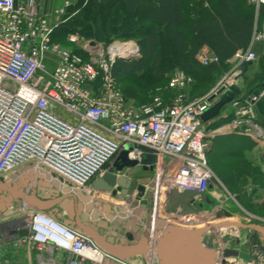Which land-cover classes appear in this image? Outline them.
I'll use <instances>...</instances> for the list:
<instances>
[{
	"label": "built area",
	"instance_id": "built-area-1",
	"mask_svg": "<svg viewBox=\"0 0 264 264\" xmlns=\"http://www.w3.org/2000/svg\"><path fill=\"white\" fill-rule=\"evenodd\" d=\"M247 2L256 19L264 11V0ZM54 27L38 12L37 0H0V181L31 167L57 179L61 188L88 193L94 178L130 144L134 157L142 151L156 156L153 186L128 206L123 202V209L114 213L135 217L144 227L142 215L134 214L133 209L141 212L145 200L153 225L171 190L207 191L215 180L206 158L213 137L238 135L264 147V128L255 112L264 88L247 99L234 98L229 103L232 118L223 126L208 130V123L200 119L211 104L207 100L211 94L231 85L240 88L239 67L256 59L251 46L264 41V32L254 29L246 50L234 53L227 61L229 70L201 98L188 100L186 89L192 78L175 71L167 88L177 94L169 103L154 95L149 102L136 105L123 97L111 74L117 59L139 57L134 42L103 44L68 35L67 42L80 49L83 57L51 41ZM195 60L203 67L219 62L205 45L196 52ZM198 201L199 197L195 205ZM218 211L174 216L177 226L192 229L207 224ZM262 222L264 226V219ZM228 228L212 229L203 238L206 243L212 237L216 241L215 264H264V247L250 233L242 244H247L243 251L251 262L224 259L225 248L237 249L233 247L237 239L227 236ZM153 258L149 253L143 264H156ZM115 262L122 261L110 258L90 239L42 212L19 205L0 215V264Z\"/></svg>",
	"mask_w": 264,
	"mask_h": 264
},
{
	"label": "trees",
	"instance_id": "trees-1",
	"mask_svg": "<svg viewBox=\"0 0 264 264\" xmlns=\"http://www.w3.org/2000/svg\"><path fill=\"white\" fill-rule=\"evenodd\" d=\"M235 1L219 0L218 14L205 20L203 12L212 10L209 0H198L192 5L191 13L186 14H183L180 0H77L73 6L66 8L63 20L53 28L51 41L63 46L68 43L66 38L69 34H78L103 44L114 40L133 41L139 37L141 57L117 59L111 67V74L123 97L136 105L149 102L154 95H159L164 102L174 92L167 88L168 80L175 71H179L194 80L189 91V99H192L198 94L195 92L197 88L211 84L214 73L219 75L228 70L230 64L227 61L236 51L246 50L250 42L253 7L244 0L241 15L234 7ZM143 4L142 20L140 10ZM184 15H187V19ZM69 45L72 51L85 56L76 46ZM203 45L217 55L218 64L203 67L197 63L195 54ZM262 64L264 67V61ZM218 65L221 70L217 71ZM263 80L264 74L251 80L244 78L245 93L252 94ZM124 82L131 83L135 88L130 85L121 88ZM158 88L161 92H158ZM235 98H240V95ZM231 118L229 114L224 119L209 123L208 128L218 127ZM232 137L235 136L226 138ZM219 139L222 138L211 139L212 147L206 154L207 164L217 177L234 190L238 176L233 173L237 175L238 170L229 169L230 174L225 176L213 161V158H221L217 152ZM255 207L264 208V203L253 206V209Z\"/></svg>",
	"mask_w": 264,
	"mask_h": 264
},
{
	"label": "water",
	"instance_id": "water-1",
	"mask_svg": "<svg viewBox=\"0 0 264 264\" xmlns=\"http://www.w3.org/2000/svg\"><path fill=\"white\" fill-rule=\"evenodd\" d=\"M250 64V61L241 64L239 73H244L246 66ZM263 88L264 80L253 91L252 95L258 94ZM239 91L237 86L231 85L225 92L220 88L214 94H211L207 99L211 104L201 114V121L207 123L217 118L221 110ZM241 97L247 99L249 96L242 94ZM155 163L156 156L154 154L142 151L134 158L133 146L130 144L125 145L110 161L109 167L90 183L88 193L85 194L78 190L74 192L79 198L77 203H75L76 195L69 194V190L66 188L61 189V194L56 196L60 188L57 179L50 180L49 174L43 175L31 167L24 168L13 177L0 181V215L8 208L18 207L19 205L25 209L48 213V216L54 218L63 226L90 239L107 256L119 261L137 256L146 260L147 255L152 253L154 255L152 262L156 264H215L216 241L212 237L210 242L206 243L203 238L212 229L227 227L250 230L253 232L252 237L259 235L264 243V226L258 224L244 225L235 220L229 212L224 211L222 214L231 220V223L215 224V220L220 216V210L217 215L211 218L208 224L197 228L189 229L174 226L166 224L162 220H156L152 225L148 199L142 205L149 213L145 221V228L141 229L138 226L133 228V232H136V239L123 231L112 230L111 227L116 224H124L126 228L130 220L108 215L107 210L110 209V205L98 199V197L101 194L109 193L115 199V202L121 203L126 196H133L134 190H136L134 196L141 198L145 194L144 187L132 184L123 175V171L140 167L144 172H151ZM48 182L51 183L50 186L53 189L48 188ZM152 186V184H149V191ZM197 197L201 200L197 206L201 207L202 203L207 201L204 194L193 191L178 193L171 190L165 200L164 208L168 214H176V216L193 215L197 213L194 202ZM92 204H103L104 213L91 210ZM54 206L58 207L60 211L65 210L66 216L62 217L54 209ZM99 216L104 218L105 221H97ZM151 227L152 233L149 232ZM20 234H25V232ZM120 237H123L126 242ZM222 257L224 259H240L246 263L251 262L249 254L238 249L225 248L222 251Z\"/></svg>",
	"mask_w": 264,
	"mask_h": 264
},
{
	"label": "crops",
	"instance_id": "crops-1",
	"mask_svg": "<svg viewBox=\"0 0 264 264\" xmlns=\"http://www.w3.org/2000/svg\"><path fill=\"white\" fill-rule=\"evenodd\" d=\"M76 1L77 0H37V8H38V12L47 19V21L50 25L56 26L59 22H61L63 20V16L66 14V8L73 6L76 3ZM180 1H181L183 14H186V13H191L192 5L194 3H196L198 0H180ZM209 1H210V5L212 7V10L203 12V15H204L203 18L205 20H210L218 14V12H217L218 6L217 5H218L219 0H209ZM245 2L247 4L246 0H245ZM245 2H244V0H236L235 4H234L236 11L241 15L243 14V11H244ZM60 9H62L63 12L61 14H58L57 12ZM184 17H185V19H187V15L186 16L184 15ZM252 17H253V23H252L253 31H254V29H256L258 32H264V11H261L259 16L255 19L254 9H252ZM205 20H203V21H205ZM253 31H252V33H253ZM76 35H78V34H76ZM78 36H80V35H78ZM60 46L63 48L72 50V48H71L72 46L69 45V43H67L63 46L62 45H60ZM248 46H249V44H248ZM251 51L254 53L256 59L254 61H252L250 65L246 66L244 73L240 76V79L238 80V81H240L239 85L241 88V94H248V93H245V91H244V89H245L244 78L251 80L259 74H264V67L262 64V61H264V41H258V42L253 43L251 46ZM231 59H232V57L229 59V62L231 61ZM218 70H221L220 65H218V67H217V71ZM226 72H227V70L221 74L219 73V75L214 73L215 75L212 78V81H210L212 83H211V85L209 84L210 85L209 89L201 86L200 88L202 90L201 89L200 90L202 92L197 94L196 97H193L192 99L201 98L202 96L206 95L209 91H211L215 87L216 83L218 82L219 76L226 73ZM193 84H194V80L192 79L191 86ZM205 86H206V84H205ZM187 96H188L187 97L188 100H192V99H189V94H187ZM255 112H256L258 123L260 124V126L262 128H264V97L261 98L255 104ZM229 113H230V108L227 106L224 107L221 110L220 115L216 119L212 120L211 123L214 121H217L219 119H224L225 117H227V115H229ZM226 123H228V122H226ZM226 123H224L220 126H223ZM210 130H212V129H210ZM231 135L232 134L220 133V134L215 136V137L219 136L220 138H222V139H219L218 147H217V152L221 155V158H213V161L216 163L215 164L216 167H217L218 161L225 163L226 161H233L234 160V161L238 162V164L240 165V168L237 170L241 173V178L243 179V176H244V178H247L246 180H250V178H251L255 181L254 186H256V188H258L257 198L259 197L258 198L259 200H257V202H254L252 205L253 206H260L261 204L264 203V147L263 146L256 147L250 139H248V138L244 139L245 137L242 138V136L240 137V136L232 135L235 137L226 138L227 136H231ZM234 156H235V158H234ZM135 168H137V167H135ZM242 168L246 169L247 172H242V170H241ZM250 168L254 169V171H251ZM22 170L23 169L17 171L16 174ZM252 173H254V174H252ZM42 174L45 175L44 173H42ZM143 174L149 175V178H148L149 180L143 182L144 190L147 192L148 191L147 188H148L149 184H151L152 173L143 171ZM242 179H241V181H242ZM50 180H51V178H50ZM48 183H49L48 188L53 189V187L50 186L51 183L50 182H48ZM249 183H250V181L248 182L247 185H249ZM61 189H65V188H61V186H60L56 196H59L61 194V192H62ZM75 191H77V190H75ZM75 191L69 190V194L76 195L74 193ZM135 193L136 192H134L133 194L135 195ZM214 193L215 192L212 190V187L210 185L209 188L207 189V191L204 193L207 201L214 202V198H215ZM56 196H55V198H56ZM75 197H76L75 203L79 202L78 196L76 195ZM133 198H134V196L129 197V199L127 197V201L128 200L132 201ZM98 199L103 200L108 205H110V209L107 210L108 215H114V216L120 217L121 219H129L130 220V223L126 226V228H125L124 224H116L113 227H111L112 230L123 231L125 234H130L136 239V232H133V228L137 227V226L140 227L136 218L132 217V216L128 217V216H123V215L114 213V211L116 212V210L120 211L123 209V206H122L123 203L121 204V203L115 202V200H113L109 197V193L101 194L98 197ZM129 201H128V204L126 206H128L130 204ZM207 201L203 202V204H202L203 209H204V206L207 205ZM196 204L198 205V204H200V202L198 201ZM91 207H92L91 210H96L97 212L102 213L104 205L103 204H100V205L92 204ZM54 209L57 210V212H59V214L62 217L66 216L65 210L60 211L59 208L56 206H54ZM223 210H224V208H223ZM134 211L135 210L133 209L134 214L142 215L143 221H146V218L149 215V213H147V211L144 208H143V210H141V212H137V210L135 212ZM45 214L48 215V213H45ZM222 217L223 218L216 219L215 222L216 223H222V221H226L225 223H231V220L227 219L224 215ZM211 218H213V215L210 217L208 222L211 220ZM234 218H235V220L239 221L240 223H242L244 225H248V224L261 225L257 222L255 223L252 221H241V220L237 219L236 217H234ZM174 219H176V216H174V214H168L167 211H165L163 208H160L159 216H158L157 220H162L163 222L168 224L170 220L173 221ZM97 221H105V219L99 216V217H97ZM173 222H177V219L174 220ZM261 226H263V225H261ZM109 227H110V225H109ZM140 228L144 229L143 227H140ZM230 228L238 230V231H243L247 234L250 233L251 235L253 233L252 231L247 230V229H241V228L237 229L234 227H230ZM120 239H122L123 241L126 242V240H124L123 237L122 238L120 237ZM255 239L258 242H260L262 245H264V243L261 240L259 235H257L255 237ZM119 263L120 264H143L144 258L137 256V257H134V258H131V259L119 262ZM115 264H117V263L115 262Z\"/></svg>",
	"mask_w": 264,
	"mask_h": 264
},
{
	"label": "rangeland",
	"instance_id": "rangeland-1",
	"mask_svg": "<svg viewBox=\"0 0 264 264\" xmlns=\"http://www.w3.org/2000/svg\"><path fill=\"white\" fill-rule=\"evenodd\" d=\"M86 1V0H85ZM145 7V5L143 4L141 10H140V15H141V19L143 20V8ZM142 30H140V34L142 36ZM83 38V37H82ZM85 39V38H84ZM139 37L133 39L134 43L136 44L138 50H139V57L136 59H139L141 57V53H140V49L141 48V44H139L138 41ZM85 40H89V39H85ZM72 48V47H71ZM171 63V61H170ZM51 65V64H49ZM225 74V73H224ZM224 74L219 76V79H221ZM218 79V80H219ZM212 83V82H211ZM125 85H130L133 89L135 88L133 85H131V83L129 82H124L121 85V88H123ZM211 85V84H210ZM210 85H204V88H208ZM201 88H197L195 90V92H197L198 94L201 93L202 89ZM187 94H189V91L192 90L191 87L187 88ZM158 92H161V90L158 88ZM194 92V93H195ZM210 92V91H209ZM177 94L175 91L172 92L170 94V96L168 98L164 99V103H169V101H171V99L173 98V96ZM207 129H214V128H208ZM254 143V142H253ZM254 145L256 147H260V145L254 143ZM110 164H108L107 166L104 167V169L102 170V172H104ZM217 167H220L219 169L222 170V173L225 174V176H228L229 169H239L240 165L238 164V162L236 161H226L224 162H217ZM242 172H247L246 169H241ZM251 171H254V169H251ZM212 171V170H211ZM250 172V171H249ZM213 175H214V179L216 180H212L211 182V187L212 190L215 192V198H214V202L211 201H207V205L203 207H199L196 206V214H201V213H209L211 214V212H213L215 209H219L221 210L220 216L219 218H223L222 216V212L226 211L229 212L230 214H232L234 217H236L237 219L241 220V221H252V222H257L259 224L263 225L262 220L264 219V214H262V212L264 211V208H257L255 207L253 209V203L257 202V200H259L257 198L258 196V188H256V186H254L255 181L253 179L250 178V180H246L247 178L243 179L241 178V173L238 171V173L236 172L237 175L234 174V176H238V178L236 179V187L234 190H232L231 188L228 187V185L226 183H224L219 177H217L214 173V171H212ZM254 174V173H252ZM123 175L129 179L131 181L132 184H134L135 186H143V182L144 181H148L149 179V175L147 174H143V170L139 167L137 168H132V169H127L123 171ZM242 179V181H241ZM250 181L249 185L248 182ZM89 189V188H88ZM89 191V190H88ZM134 192H137L136 190H134ZM111 198V197H110ZM112 199V198H111ZM129 199V197H128ZM261 199V198H260ZM115 200V199H114ZM129 201V200H128ZM127 198L125 199V205L128 204ZM130 202V201H129ZM131 204V202H130ZM203 204V203H202ZM252 207V209H251ZM224 208V210H223ZM166 211V210H165ZM138 212V210H137ZM175 220V219H174ZM173 220V221H174ZM189 220H195L193 218H190ZM261 220V221H259ZM173 221H169L170 225H179L178 222H173ZM226 221H222V224L225 223ZM227 230V236H232V238H236L237 239V243L233 244V247H236L237 249H241V250H246L247 249V244H242V242H244L245 236L247 235V233L243 232V231H238L236 232L235 229L232 228H228ZM237 236V237H236Z\"/></svg>",
	"mask_w": 264,
	"mask_h": 264
}]
</instances>
